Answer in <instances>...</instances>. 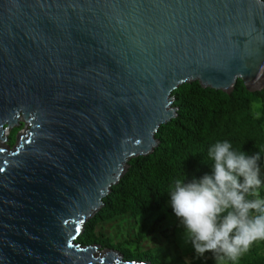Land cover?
Segmentation results:
<instances>
[{
	"label": "water",
	"instance_id": "obj_1",
	"mask_svg": "<svg viewBox=\"0 0 264 264\" xmlns=\"http://www.w3.org/2000/svg\"><path fill=\"white\" fill-rule=\"evenodd\" d=\"M238 80L264 87V0H0V264H150L79 236L173 90Z\"/></svg>",
	"mask_w": 264,
	"mask_h": 264
},
{
	"label": "trees",
	"instance_id": "obj_2",
	"mask_svg": "<svg viewBox=\"0 0 264 264\" xmlns=\"http://www.w3.org/2000/svg\"><path fill=\"white\" fill-rule=\"evenodd\" d=\"M172 95L177 115L159 127L157 147L129 161L79 241L105 245L92 231L96 221L123 214L138 217L183 199L204 217L210 233H226L197 264H217L220 257L225 264H264V243L243 245L253 232H260L264 242L263 203L255 208L263 190L245 176L264 165V87L250 91L238 80L226 93L195 81L180 85ZM252 102H261L257 116Z\"/></svg>",
	"mask_w": 264,
	"mask_h": 264
},
{
	"label": "rangeland",
	"instance_id": "obj_3",
	"mask_svg": "<svg viewBox=\"0 0 264 264\" xmlns=\"http://www.w3.org/2000/svg\"><path fill=\"white\" fill-rule=\"evenodd\" d=\"M260 106L261 102H252L253 115H259ZM23 128L25 123L22 120L10 128L5 144L12 147L18 132ZM245 176L251 184L263 190V196L258 197L255 208L263 203L264 219V165ZM173 209L182 211V214H176ZM92 231L106 242L105 245L99 242L89 244L98 243L101 248H116L125 259L148 260L150 264H197L201 259L208 258V251L214 242L226 239L223 230L210 233L205 227L204 217L188 208L183 199L170 201L161 209L138 217L123 214L109 220L96 221ZM261 237L260 232H253L244 238L243 245L251 242H254V246L261 245L264 243L260 241ZM146 254L150 255L149 259L143 257ZM217 264L225 263L220 257Z\"/></svg>",
	"mask_w": 264,
	"mask_h": 264
},
{
	"label": "bare ground",
	"instance_id": "obj_4",
	"mask_svg": "<svg viewBox=\"0 0 264 264\" xmlns=\"http://www.w3.org/2000/svg\"><path fill=\"white\" fill-rule=\"evenodd\" d=\"M19 121H20V120H19ZM19 121H18V122H19Z\"/></svg>",
	"mask_w": 264,
	"mask_h": 264
}]
</instances>
